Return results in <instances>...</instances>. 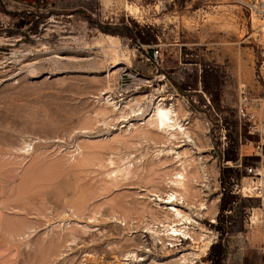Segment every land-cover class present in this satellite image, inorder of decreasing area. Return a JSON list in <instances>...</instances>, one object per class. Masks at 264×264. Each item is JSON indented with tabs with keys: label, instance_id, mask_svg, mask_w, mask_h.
I'll list each match as a JSON object with an SVG mask.
<instances>
[{
	"label": "rangeland",
	"instance_id": "obj_1",
	"mask_svg": "<svg viewBox=\"0 0 264 264\" xmlns=\"http://www.w3.org/2000/svg\"><path fill=\"white\" fill-rule=\"evenodd\" d=\"M263 56L264 0H0V264H264L257 203L220 195Z\"/></svg>",
	"mask_w": 264,
	"mask_h": 264
},
{
	"label": "built area",
	"instance_id": "obj_2",
	"mask_svg": "<svg viewBox=\"0 0 264 264\" xmlns=\"http://www.w3.org/2000/svg\"><path fill=\"white\" fill-rule=\"evenodd\" d=\"M152 53V57L156 59L159 52L154 50ZM260 70L264 71V56ZM235 125L236 137L232 145L236 158L224 162L223 167L236 171V175L225 180L220 188V195L226 193L240 199H261L262 203L258 207L264 210V91L252 99L245 86L239 88ZM244 147L253 149L247 157L242 153Z\"/></svg>",
	"mask_w": 264,
	"mask_h": 264
},
{
	"label": "bare ground",
	"instance_id": "obj_3",
	"mask_svg": "<svg viewBox=\"0 0 264 264\" xmlns=\"http://www.w3.org/2000/svg\"><path fill=\"white\" fill-rule=\"evenodd\" d=\"M127 11H129V13L132 14V11H131L130 7H127ZM133 101H134V99L130 100V102L134 103ZM164 101H165L164 98L161 99L160 102L157 103L155 105V107L152 109L153 111L151 113L150 124L155 126L157 131L161 130L162 133L167 134V137H168L169 141H170V139H173V140H175V139H184V141H185V139H187V141H186L187 143L191 142V140L189 139L190 136H188V132L186 131L187 128L184 127V124L182 123V120H180V118H178V114L176 112V109H174L175 107L173 106V104H171L170 106L164 105ZM110 102L111 101H109V100L107 101V103H109L110 105L114 104V103H112V102L110 103ZM135 106L132 107L128 103H126L123 108L120 107V108L117 109L116 108L117 104L113 105V107L116 108L120 112V114H123V109L126 108V110L128 109L129 112L132 114V117L138 116L139 114L142 115V112H143L142 106H140L138 103ZM128 115H129V113H128ZM124 117L125 116H121V118L125 120ZM183 179L184 178L181 177V179H178V180L174 181L173 183L175 185L183 186V182H182ZM207 188H209V187H207ZM178 199L179 198L176 195L171 194V195H168L162 202V204L168 206V208L166 210L176 220V224L174 226L171 225L165 231L167 233L166 237H168L170 239L178 238L180 236V233H182L183 235H187L185 228H182L180 226H184L185 224H188V225L191 224V221H189L190 219L186 218L184 215L181 214V212L178 209H176V206H177L176 204L178 202ZM253 201L257 203L258 210L264 215V210H261L258 207V205L260 203H262L261 199H254ZM201 206H202L201 210H203V211L207 210V207L205 205H201ZM251 213H252L251 214L252 216H251V219H250V223H251V220L253 218V213H254L253 210H252ZM182 229H184V231H182ZM263 239H264V237H263Z\"/></svg>",
	"mask_w": 264,
	"mask_h": 264
},
{
	"label": "trees",
	"instance_id": "obj_4",
	"mask_svg": "<svg viewBox=\"0 0 264 264\" xmlns=\"http://www.w3.org/2000/svg\"><path fill=\"white\" fill-rule=\"evenodd\" d=\"M139 35V34H138ZM139 37H140V40H141V42H145L146 40L142 37V36H140L139 35ZM231 172H226V174L225 175H229ZM224 199L225 198H223L222 199V201H224ZM226 207L224 206L223 208H222V210H224ZM219 254V253H218ZM214 264H217V262H214Z\"/></svg>",
	"mask_w": 264,
	"mask_h": 264
}]
</instances>
